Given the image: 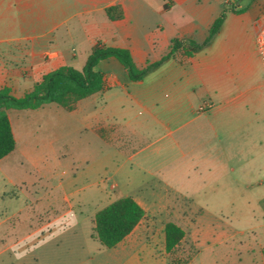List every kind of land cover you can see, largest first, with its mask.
I'll list each match as a JSON object with an SVG mask.
<instances>
[{
	"label": "crops",
	"instance_id": "0c3cea01",
	"mask_svg": "<svg viewBox=\"0 0 264 264\" xmlns=\"http://www.w3.org/2000/svg\"><path fill=\"white\" fill-rule=\"evenodd\" d=\"M114 5L122 16L110 19L105 9ZM229 6L245 9L227 10L208 45L178 52L141 80L114 57L100 60L103 89L60 114L93 135L94 165L108 171L109 191L132 196L145 212L144 198L168 196L199 214L210 205L199 197L223 206L235 196L264 209V73L254 42L264 0H0V88L21 96L60 66L81 69L96 43L127 48L141 68L172 38L203 41ZM9 110L15 148L0 164L17 146ZM1 176L8 178L3 169Z\"/></svg>",
	"mask_w": 264,
	"mask_h": 264
},
{
	"label": "rangeland",
	"instance_id": "374dc122",
	"mask_svg": "<svg viewBox=\"0 0 264 264\" xmlns=\"http://www.w3.org/2000/svg\"><path fill=\"white\" fill-rule=\"evenodd\" d=\"M60 112L68 114L55 103L9 110L17 146L0 164L8 177L0 178V218H8L0 225V264H264L262 204L235 196L222 198L223 206L221 198H195L210 204L202 214L181 198H144L146 215L132 233L102 246L91 237L93 214L119 192L109 191L108 171L94 165L93 135ZM167 221L185 231L171 252Z\"/></svg>",
	"mask_w": 264,
	"mask_h": 264
},
{
	"label": "trees",
	"instance_id": "16d2710c",
	"mask_svg": "<svg viewBox=\"0 0 264 264\" xmlns=\"http://www.w3.org/2000/svg\"><path fill=\"white\" fill-rule=\"evenodd\" d=\"M244 9L225 7L212 22L203 41L172 38L166 53L158 60L147 62L141 68L135 65L127 48L96 43L92 46L81 69L60 66L44 74L34 83L31 90L21 96L13 95L10 88L6 86L0 88V159L15 148V138L7 110L36 109L48 103H55L71 110L79 99L103 89L102 74L95 69L100 60L114 57L125 68L130 80H141L147 73L165 60L174 57L178 52L188 56L201 50L219 31L227 10L239 13ZM105 12L110 19L122 16L118 5L107 7ZM144 215V209L132 196L118 197L94 213L91 237L102 246L113 248L133 231ZM163 232L164 248L168 252L173 251L185 236L184 229L173 221H167L164 224Z\"/></svg>",
	"mask_w": 264,
	"mask_h": 264
},
{
	"label": "built area",
	"instance_id": "2783aa9c",
	"mask_svg": "<svg viewBox=\"0 0 264 264\" xmlns=\"http://www.w3.org/2000/svg\"><path fill=\"white\" fill-rule=\"evenodd\" d=\"M225 4L227 5H232L233 0H224ZM255 48L258 54V57L260 59L262 68H263V73H264V19L260 22L259 27L255 33ZM200 110L205 109V104H201L199 106Z\"/></svg>",
	"mask_w": 264,
	"mask_h": 264
}]
</instances>
